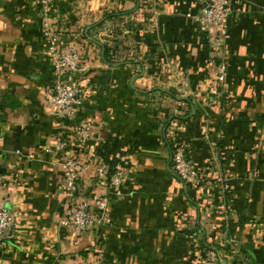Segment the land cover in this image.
I'll return each mask as SVG.
<instances>
[{"label": "crops", "instance_id": "0c3cea01", "mask_svg": "<svg viewBox=\"0 0 264 264\" xmlns=\"http://www.w3.org/2000/svg\"><path fill=\"white\" fill-rule=\"evenodd\" d=\"M201 6L56 0L61 42L88 63L85 101L65 119L52 101L39 8L1 0L0 181L17 229L0 245V264H204L209 247L225 264H264V0L233 3L223 88L211 70L218 31L188 16ZM85 121L99 131L83 150L123 166L127 179L110 197L108 223L76 233L61 224L76 203L61 188L64 153L48 148L79 142L74 128ZM177 146L205 171L204 184L176 175Z\"/></svg>", "mask_w": 264, "mask_h": 264}, {"label": "built area", "instance_id": "2783aa9c", "mask_svg": "<svg viewBox=\"0 0 264 264\" xmlns=\"http://www.w3.org/2000/svg\"><path fill=\"white\" fill-rule=\"evenodd\" d=\"M56 0H34L42 15V33L51 59L56 81L52 88V101L59 114L65 119H72L77 108L85 101V87L81 80L87 70L88 63L83 54L74 46L65 45L60 40L59 19L52 10ZM235 0H202L200 10L188 14L205 30L218 31L212 37L215 63L211 70L216 75L218 85L223 88L227 80V63L224 55L223 38L227 34V21L232 12ZM1 2V0H0ZM213 95H220L222 90L211 87ZM99 126L85 121L74 128L79 142L74 143L59 138L49 152L64 153L62 161L63 178L61 188L76 198L74 206L64 215L61 224L76 233L99 229L108 223L109 200L111 195L121 193V186L127 179V171L123 166H112L108 162L93 157L83 150V144L96 138ZM21 154V151H16ZM32 158V155H28ZM173 167L176 175L186 185H202L206 181L205 171H200L186 158L185 147L177 146L173 155ZM98 183L100 189L88 187L86 183ZM0 181V245L10 241L17 229V221L7 205L8 197L4 195ZM104 187V188H103ZM229 184L223 182L226 193ZM207 251L204 264H221L223 257L218 250ZM68 264V263H66ZM74 264H98L90 259L77 260Z\"/></svg>", "mask_w": 264, "mask_h": 264}, {"label": "trees", "instance_id": "16d2710c", "mask_svg": "<svg viewBox=\"0 0 264 264\" xmlns=\"http://www.w3.org/2000/svg\"><path fill=\"white\" fill-rule=\"evenodd\" d=\"M110 53V50L109 49H106L105 50V57H106V60H107V62H109V63H113L114 61V59L112 58V57H110L111 55L109 54ZM176 149V148H175ZM175 149H174V151H175ZM213 248L214 247H209V250L208 251H211V250H213ZM216 250H218V248H215ZM214 249V250H215Z\"/></svg>", "mask_w": 264, "mask_h": 264}, {"label": "water", "instance_id": "95a60500", "mask_svg": "<svg viewBox=\"0 0 264 264\" xmlns=\"http://www.w3.org/2000/svg\"><path fill=\"white\" fill-rule=\"evenodd\" d=\"M221 264H225L224 262H222Z\"/></svg>", "mask_w": 264, "mask_h": 264}]
</instances>
